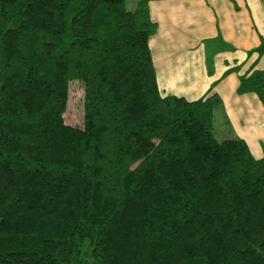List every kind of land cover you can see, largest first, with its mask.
<instances>
[{
	"label": "trees",
	"instance_id": "1",
	"mask_svg": "<svg viewBox=\"0 0 264 264\" xmlns=\"http://www.w3.org/2000/svg\"><path fill=\"white\" fill-rule=\"evenodd\" d=\"M124 1L0 0V264H264V146L216 136L210 90L159 94ZM236 92L264 107V69Z\"/></svg>",
	"mask_w": 264,
	"mask_h": 264
},
{
	"label": "crops",
	"instance_id": "2",
	"mask_svg": "<svg viewBox=\"0 0 264 264\" xmlns=\"http://www.w3.org/2000/svg\"><path fill=\"white\" fill-rule=\"evenodd\" d=\"M146 6L155 26L147 46L159 94L194 100L216 93L222 105L216 136H237L261 157L264 107L256 94L236 87L240 75L264 69V52L253 51L264 42V0H149Z\"/></svg>",
	"mask_w": 264,
	"mask_h": 264
},
{
	"label": "rangeland",
	"instance_id": "3",
	"mask_svg": "<svg viewBox=\"0 0 264 264\" xmlns=\"http://www.w3.org/2000/svg\"><path fill=\"white\" fill-rule=\"evenodd\" d=\"M136 0H125L124 7H135ZM82 85L78 81H71L68 87L66 107L63 113L64 123L72 126H81L82 118Z\"/></svg>",
	"mask_w": 264,
	"mask_h": 264
}]
</instances>
